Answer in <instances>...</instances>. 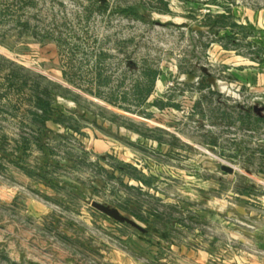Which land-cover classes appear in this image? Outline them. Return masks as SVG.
<instances>
[{
	"label": "rangeland",
	"instance_id": "rangeland-1",
	"mask_svg": "<svg viewBox=\"0 0 264 264\" xmlns=\"http://www.w3.org/2000/svg\"><path fill=\"white\" fill-rule=\"evenodd\" d=\"M262 74L264 0H0V264L218 254L264 171Z\"/></svg>",
	"mask_w": 264,
	"mask_h": 264
},
{
	"label": "crops",
	"instance_id": "crops-1",
	"mask_svg": "<svg viewBox=\"0 0 264 264\" xmlns=\"http://www.w3.org/2000/svg\"><path fill=\"white\" fill-rule=\"evenodd\" d=\"M248 81L254 85L263 84L264 74L250 75ZM46 126L54 129L56 125L48 122ZM85 142L92 149L94 146L103 151H108L112 145L110 141L93 139L92 136L85 138ZM252 163L251 159L249 164ZM253 165L257 166V163ZM246 177L251 183V190L235 194L237 202L233 208V219L232 222L225 221L224 242L218 254L209 248L197 251L187 248L184 251L179 247L178 255L182 256L185 264H214L216 256L218 264H264V171H256ZM41 188L46 194L51 191L44 185Z\"/></svg>",
	"mask_w": 264,
	"mask_h": 264
},
{
	"label": "water",
	"instance_id": "water-1",
	"mask_svg": "<svg viewBox=\"0 0 264 264\" xmlns=\"http://www.w3.org/2000/svg\"><path fill=\"white\" fill-rule=\"evenodd\" d=\"M223 170L225 171H231V168L230 167H222ZM92 206L94 208H96L97 210H99L100 212L108 215V216H111L113 217L114 219L116 220H123L124 218L119 214V212L113 208H110L106 205H103V204H100V203H97V202H92Z\"/></svg>",
	"mask_w": 264,
	"mask_h": 264
},
{
	"label": "trees",
	"instance_id": "trees-1",
	"mask_svg": "<svg viewBox=\"0 0 264 264\" xmlns=\"http://www.w3.org/2000/svg\"><path fill=\"white\" fill-rule=\"evenodd\" d=\"M36 103L45 110L44 111L45 115L43 117H41V119H40L41 123L45 122L46 120L53 118L51 115V112L53 111V109H50L49 101H44L41 98L36 97ZM51 120H53L54 122L57 121V119H55V118H53Z\"/></svg>",
	"mask_w": 264,
	"mask_h": 264
}]
</instances>
